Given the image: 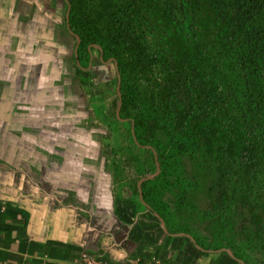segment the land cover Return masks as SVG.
I'll return each mask as SVG.
<instances>
[{"label": "rangeland", "instance_id": "374dc122", "mask_svg": "<svg viewBox=\"0 0 264 264\" xmlns=\"http://www.w3.org/2000/svg\"><path fill=\"white\" fill-rule=\"evenodd\" d=\"M71 8L69 0H0V125L8 128L3 133L0 126V199L27 195L24 142L31 131L40 147L63 144L83 160L101 158L116 203L105 229L120 242L111 264H121L126 254L123 264H241L220 243L225 237L235 242L244 224L264 225V191L248 202L235 200L222 227L218 209L233 197L225 155L232 154V144L205 121L202 104L194 107L188 98L192 78H202L197 94L210 88V77L199 74L206 65L190 58L200 40L206 55L213 52L219 62L215 78L242 87L245 30L264 26V8L247 15L243 25L233 7L214 0H77L81 25L89 22L87 38L101 34L120 59L91 39L86 52L70 25ZM258 83L264 88V79ZM189 118L197 140L189 138L190 151L169 159L151 179L149 202L143 191L150 208L139 181L157 170L154 126L157 120L174 122L178 131ZM35 123L47 127L42 134ZM0 208V236L19 249L22 241L13 230L27 217ZM24 256L22 264L28 262Z\"/></svg>", "mask_w": 264, "mask_h": 264}, {"label": "trees", "instance_id": "16d2710c", "mask_svg": "<svg viewBox=\"0 0 264 264\" xmlns=\"http://www.w3.org/2000/svg\"><path fill=\"white\" fill-rule=\"evenodd\" d=\"M69 1L72 6L70 25L72 30L81 36L86 52L89 53L87 44L93 40L94 43L105 47L108 56L120 59V52L116 50L117 48L113 45L108 46L109 41L101 34L93 35L91 40L87 38L85 29L89 22L84 26L81 25L77 0ZM214 1L219 5L226 4L233 7L237 12L239 22L243 25L247 21V15L252 17L257 11L264 8V0ZM226 15L234 19L232 14ZM245 32L249 48L243 50L244 55L241 57L242 71L245 72L244 80L241 81L242 87L238 82H224L215 78L221 72L219 62L217 64V61L214 60L213 57L216 58V55L213 52L210 57L206 55V47L200 40L193 42L190 58L191 62L206 65L205 69L199 70V74L202 77L205 75L210 77V82L205 81L208 86L210 85V88L205 94H197L199 91L197 87L201 86L202 78H192L191 94L190 96L188 94V98H191L194 107H199L202 104L200 109L206 112L205 121L207 120L217 128L218 136H228L227 141H231L230 144H232V154L229 155L228 152H225V155L228 177L230 182L232 180L231 185H233V197L225 198L222 210L218 209L222 215L223 228L225 227L224 217L235 200L243 198L244 202H248L249 195H258L260 190L264 191V88L258 83L264 79V26L247 27ZM222 73L224 74V72ZM231 92L239 95L234 96ZM236 104L237 106H235ZM190 120L189 118L184 126H180L178 131L174 129V122L163 123L161 120H157L152 141L162 167H166V162L172 157H179V155L187 154L190 151L193 143L189 138H192L193 141L197 140V136L189 131ZM220 145V143H216V146ZM154 182L155 180H148L143 184L144 197L148 202V190ZM159 212L166 218L161 210ZM228 217L230 216L228 215ZM169 231H171V227ZM225 239L220 244L229 246L227 249H231L236 257L243 259L246 264H264V225L259 228H251L248 224H244L239 228L235 242L226 237ZM247 250H251L250 254Z\"/></svg>", "mask_w": 264, "mask_h": 264}, {"label": "crops", "instance_id": "0c3cea01", "mask_svg": "<svg viewBox=\"0 0 264 264\" xmlns=\"http://www.w3.org/2000/svg\"><path fill=\"white\" fill-rule=\"evenodd\" d=\"M34 125L41 129V134L47 128ZM0 126L2 132L8 129ZM27 134V195L22 197L19 193L9 200L3 195L0 199V206L8 207L11 214L27 217L23 227L13 230L17 233L13 235L23 243L19 249L15 244L11 247L5 235L0 236V264H22L25 253L26 264H76L84 249L109 261L113 248L120 242L105 229L115 214L116 203L113 181L102 171L101 158L83 160L82 154L64 151L63 144L40 147L32 142L33 133ZM11 218L14 220L15 215ZM127 258L126 254L120 259L121 264Z\"/></svg>", "mask_w": 264, "mask_h": 264}, {"label": "built area", "instance_id": "2783aa9c", "mask_svg": "<svg viewBox=\"0 0 264 264\" xmlns=\"http://www.w3.org/2000/svg\"><path fill=\"white\" fill-rule=\"evenodd\" d=\"M76 264H111L98 253L84 249L77 257Z\"/></svg>", "mask_w": 264, "mask_h": 264}, {"label": "water", "instance_id": "95a60500", "mask_svg": "<svg viewBox=\"0 0 264 264\" xmlns=\"http://www.w3.org/2000/svg\"><path fill=\"white\" fill-rule=\"evenodd\" d=\"M77 36H78V35H77ZM78 38H80V37L78 36ZM118 90H119V93H120V87L118 88ZM120 109H121V107H119L118 113H119ZM156 160H157V170H156V172H154V173H152V174H148V175H146L145 177L141 178V180L139 181L140 197H141L142 201H143L145 204H147V203L145 202L144 197H143V187H142V186H143V183H144L145 181H148V180H151V179L155 178V177L160 173V171H161V165H160V163H159V159H158V156H157V155H156ZM147 206L150 207V205H148V204H147ZM150 208H151V207H150ZM156 215H157V216L160 218V220L162 221V225H163V227L168 231L167 226H166V222L164 221V219H163L158 213H156ZM223 251H227V252H229L233 257H235V256H234V253H233V251H232L231 249L224 248Z\"/></svg>", "mask_w": 264, "mask_h": 264}, {"label": "flooded vegetation", "instance_id": "af4514ba", "mask_svg": "<svg viewBox=\"0 0 264 264\" xmlns=\"http://www.w3.org/2000/svg\"><path fill=\"white\" fill-rule=\"evenodd\" d=\"M146 182V181H145ZM238 258V257H237ZM238 261L241 263V264H246L245 261L243 259H240L238 258Z\"/></svg>", "mask_w": 264, "mask_h": 264}]
</instances>
